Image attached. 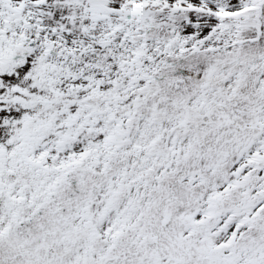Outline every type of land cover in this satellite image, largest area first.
<instances>
[{
  "label": "snow or ice",
  "instance_id": "6c2138e0",
  "mask_svg": "<svg viewBox=\"0 0 264 264\" xmlns=\"http://www.w3.org/2000/svg\"><path fill=\"white\" fill-rule=\"evenodd\" d=\"M0 264H264V0H0Z\"/></svg>",
  "mask_w": 264,
  "mask_h": 264
}]
</instances>
